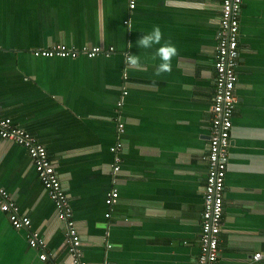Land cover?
<instances>
[{
    "label": "crops",
    "instance_id": "0c3cea01",
    "mask_svg": "<svg viewBox=\"0 0 264 264\" xmlns=\"http://www.w3.org/2000/svg\"><path fill=\"white\" fill-rule=\"evenodd\" d=\"M131 2L0 0V113L47 148L83 261L197 264L222 0H134V9ZM155 25L179 52L161 76L152 59L159 45L137 44ZM56 44L115 51L94 59L33 55ZM125 52L140 55L143 69H130ZM238 52L218 264H264L253 260L264 255V0H243ZM120 142L115 172L111 149ZM0 188L45 242L30 246L28 232L0 210V264H70L65 224L28 150L2 138ZM115 189L111 211L106 198Z\"/></svg>",
    "mask_w": 264,
    "mask_h": 264
},
{
    "label": "built area",
    "instance_id": "2783aa9c",
    "mask_svg": "<svg viewBox=\"0 0 264 264\" xmlns=\"http://www.w3.org/2000/svg\"><path fill=\"white\" fill-rule=\"evenodd\" d=\"M243 0H222L219 29L216 35L215 68V94L212 104V127L209 151L206 161L209 165L208 176L203 187L204 210L200 233V254L197 264H218L220 255V238L222 233L224 214V193L227 168L229 163V148L231 131L233 128V115L237 105L235 95L238 81L237 66L239 64V29L240 12ZM131 9L135 8L132 0ZM126 22V24H128ZM115 51L114 47L101 46L74 48L66 44H56L51 48L38 49L33 52L37 58H64L76 59L84 56L94 59L100 55L110 57ZM123 95H127L125 91ZM122 103L118 106L121 107ZM118 132H124V124L119 122ZM0 138L19 144L28 150L33 161L38 179L47 191L55 205L59 220L64 222L66 228V243L71 257L70 264H87L82 260V240L76 228L69 196L62 185L56 165L51 160L48 150L40 144L28 131L16 127L11 118L0 113ZM122 144L117 143L111 151L116 159L112 166L115 172L120 171L119 163ZM119 192L115 189L108 193L106 204L111 211L118 204ZM0 210L7 214L13 228L26 230L30 246L45 248L44 240L38 233L32 231L31 219L20 212V208L4 188H0ZM111 213L106 214L110 217ZM264 258L262 253L253 256L256 262ZM42 262L49 259L46 252L40 255Z\"/></svg>",
    "mask_w": 264,
    "mask_h": 264
},
{
    "label": "clouds",
    "instance_id": "9594fccd",
    "mask_svg": "<svg viewBox=\"0 0 264 264\" xmlns=\"http://www.w3.org/2000/svg\"><path fill=\"white\" fill-rule=\"evenodd\" d=\"M132 28L129 26V31ZM163 41V43H161ZM139 48L151 49L154 45H159L156 48L152 59L159 58L160 63L155 69V75L161 76L164 73H170L172 71V60L178 56L179 52L176 46L170 40H164L163 32L159 25L153 26L152 30L148 33H144L142 38L137 41ZM129 48L132 47L128 44ZM125 64L132 70H142L144 65L141 61L140 55H133L128 52L124 54Z\"/></svg>",
    "mask_w": 264,
    "mask_h": 264
}]
</instances>
